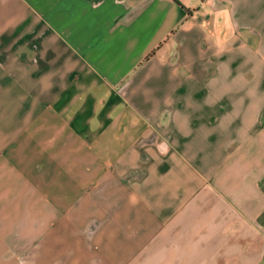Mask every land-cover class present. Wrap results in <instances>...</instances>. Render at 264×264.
Segmentation results:
<instances>
[{
    "label": "crops",
    "instance_id": "1",
    "mask_svg": "<svg viewBox=\"0 0 264 264\" xmlns=\"http://www.w3.org/2000/svg\"><path fill=\"white\" fill-rule=\"evenodd\" d=\"M16 254L264 264V0H0Z\"/></svg>",
    "mask_w": 264,
    "mask_h": 264
},
{
    "label": "rangeland",
    "instance_id": "2",
    "mask_svg": "<svg viewBox=\"0 0 264 264\" xmlns=\"http://www.w3.org/2000/svg\"><path fill=\"white\" fill-rule=\"evenodd\" d=\"M30 258H31V255L25 256V259H24L22 255L16 254L13 260H14V263L16 264H25L26 261L30 260Z\"/></svg>",
    "mask_w": 264,
    "mask_h": 264
},
{
    "label": "built area",
    "instance_id": "3",
    "mask_svg": "<svg viewBox=\"0 0 264 264\" xmlns=\"http://www.w3.org/2000/svg\"><path fill=\"white\" fill-rule=\"evenodd\" d=\"M156 145L159 147H163L165 144L164 142L160 141V142H156Z\"/></svg>",
    "mask_w": 264,
    "mask_h": 264
},
{
    "label": "trees",
    "instance_id": "4",
    "mask_svg": "<svg viewBox=\"0 0 264 264\" xmlns=\"http://www.w3.org/2000/svg\"><path fill=\"white\" fill-rule=\"evenodd\" d=\"M176 1V0H175Z\"/></svg>",
    "mask_w": 264,
    "mask_h": 264
}]
</instances>
